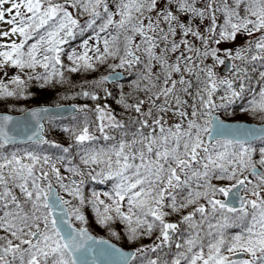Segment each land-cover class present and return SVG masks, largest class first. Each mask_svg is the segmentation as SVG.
<instances>
[{
	"label": "snow or ice",
	"instance_id": "1",
	"mask_svg": "<svg viewBox=\"0 0 264 264\" xmlns=\"http://www.w3.org/2000/svg\"><path fill=\"white\" fill-rule=\"evenodd\" d=\"M0 264H264V0H0Z\"/></svg>",
	"mask_w": 264,
	"mask_h": 264
},
{
	"label": "trees",
	"instance_id": "2",
	"mask_svg": "<svg viewBox=\"0 0 264 264\" xmlns=\"http://www.w3.org/2000/svg\"><path fill=\"white\" fill-rule=\"evenodd\" d=\"M72 79L74 81H78L80 79V77L79 76H73ZM89 79H91V77H89ZM33 91H37V89L34 88ZM64 94L71 95L72 93L70 91L65 93L64 89L57 87L53 91L38 92V95H37L36 99L24 101V102H22V105L23 106H27V107H33V106L38 105V104L54 105L56 102H59V103H61L63 105L64 104H69V103H74V104H78L79 105V104H83V103L87 102V101H84V100L79 99V98H77L75 100L60 101L59 98H58L59 95H64ZM88 103H90V102H88ZM11 114H20V113L19 112H14V113H11ZM224 119L232 121V120H245L247 118L237 115L236 117H231V118L230 117H224ZM73 123L74 122L72 121V117H68V118H65V119H58L57 121H55L56 131H55V133L53 135L49 136V138L50 139H60L62 142H64L65 137L61 135V130H62L63 127H71ZM107 187H108L107 185H96L94 183H91L89 185V190L95 189L97 191H103V190H106ZM93 230H94V234H96L98 236H102V237L108 238L107 234L102 229L93 226ZM114 242H116V241H114ZM116 243H118L119 245H121V246H123L125 248H128V249L131 248V247H134V246H130V245L124 243V242H116Z\"/></svg>",
	"mask_w": 264,
	"mask_h": 264
},
{
	"label": "water",
	"instance_id": "3",
	"mask_svg": "<svg viewBox=\"0 0 264 264\" xmlns=\"http://www.w3.org/2000/svg\"><path fill=\"white\" fill-rule=\"evenodd\" d=\"M70 105H72V104H67V105H63V106L67 109V108L70 107ZM45 106H51V105H45ZM19 115H20V114H19ZM68 116H71V113H70V112H66L63 118H66V117H68ZM98 237H99V236H98ZM114 243H115V242H114ZM118 246H120V245L118 244ZM125 249L127 250V248H125Z\"/></svg>",
	"mask_w": 264,
	"mask_h": 264
}]
</instances>
